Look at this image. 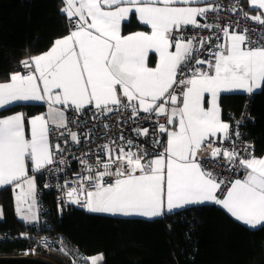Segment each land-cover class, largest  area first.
<instances>
[{"label":"snow or ice","instance_id":"snow-or-ice-1","mask_svg":"<svg viewBox=\"0 0 264 264\" xmlns=\"http://www.w3.org/2000/svg\"><path fill=\"white\" fill-rule=\"evenodd\" d=\"M63 3L61 12L72 28L69 34L57 38L48 51L22 60L24 74L12 73L8 82H0V107L19 101L48 105L46 113L32 117L23 112L0 117V186L19 189L15 195L17 215L26 222L37 220L36 183L34 176H29V164L38 172L66 162L55 159L56 152L63 149L59 144L53 149L49 124L67 129V108L82 113L92 105L100 117L121 109L130 111L133 119L141 112L164 116L166 122L158 123V131L167 135V141L163 151L152 158L143 149L133 151L131 139L125 142L127 150L113 148L111 143L101 145L108 158L101 161L98 156L95 170L81 159L92 174H77L78 179L72 182L77 186L66 193L68 201L93 213L150 219L188 205L214 202L245 225H264V157H255L250 145L243 148L248 153L244 158L235 146L216 147L211 140L218 133L224 140L232 136L230 124L221 118V94H252L264 87V0H247L251 8L261 10L256 16L244 12L240 0L230 9L261 25L255 40L249 35L255 30L230 32L231 25L221 28L201 23L198 17L206 19L207 13L221 10L219 4L205 0ZM200 4L204 6H193ZM133 16L148 31L123 34V25ZM189 27L218 29L225 43L216 44L214 52L209 48V59L196 58L193 54L212 37L186 38L183 33ZM150 53L157 56L155 66H149ZM133 131L137 136L148 135L147 128ZM67 135L79 143L76 132L68 129ZM153 143L159 145L160 141ZM205 160L209 165L223 160L230 170L242 169L243 176L221 179L204 166ZM218 191L224 192L223 198L217 196ZM21 238L29 237L22 233ZM80 259L84 264H100L103 254H81Z\"/></svg>","mask_w":264,"mask_h":264},{"label":"trees","instance_id":"trees-1","mask_svg":"<svg viewBox=\"0 0 264 264\" xmlns=\"http://www.w3.org/2000/svg\"><path fill=\"white\" fill-rule=\"evenodd\" d=\"M63 7V0H0V82L8 81L12 73L26 72L22 60L47 51L57 38L70 32ZM136 30L147 28L133 16L123 31ZM248 95H222L220 103L227 120L242 113ZM45 110L43 103H17L0 113L22 111L29 117ZM251 114L248 137L255 141L256 154L261 156L264 87L253 94ZM41 182L38 173V189ZM37 194L40 220L28 224L17 215L13 186L0 189V256L21 255L32 247L33 240L20 237L22 232H30L60 234L86 256L103 254L100 264H264V225L250 228L213 204L145 219L64 206L52 191ZM37 255L56 264H76L61 250L38 251Z\"/></svg>","mask_w":264,"mask_h":264},{"label":"built area","instance_id":"built-area-1","mask_svg":"<svg viewBox=\"0 0 264 264\" xmlns=\"http://www.w3.org/2000/svg\"><path fill=\"white\" fill-rule=\"evenodd\" d=\"M234 2L235 0H220L219 5L221 6V10L219 12L207 13V18L205 19L206 23L218 24L221 28L231 25L229 31L235 30L237 32H243L244 29L255 30L249 31V35L255 40L261 29V25L250 19L245 20L240 12L233 13L230 9ZM240 4L243 7V11L248 13L245 0H240ZM183 35L186 38L196 35L198 40L200 38L212 37L210 43L205 44L201 51L193 54L196 58L202 60L209 59L208 49L211 48L213 52L216 51L217 49L215 48V45L218 43L221 44L224 39L222 32L218 29H192L189 27L184 31ZM252 99L253 94L248 95L242 113L230 117L231 139L224 140L223 138H211L213 145L226 149H231L235 146L236 150L240 153V156L244 158H247L248 153H246L243 148L245 145H250L251 148L249 151L257 157L255 141L248 137L247 131V126L253 122L251 114ZM66 117L68 119L67 129H57L55 125H49L50 143L53 146V149L56 144H59L61 149H63L62 152H56L55 159H64L66 162L64 164L54 163L53 165L40 170L39 174L42 182L38 189L40 194L45 191L54 192L57 201L64 206H76L87 210L81 205L68 201L66 193L70 188L77 186L72 183L78 179L77 174H79V176L92 174L86 170V165L81 163V159L87 161V165L93 166V170H95L98 156L101 161L108 158L107 155L101 151V145L111 143L113 148L123 146L125 147V150H127L125 142L131 139L134 142L132 150L137 151L138 149H143L149 153L148 158L159 155L166 145L167 135L160 134L158 131V123H165L166 118L164 116L157 117L154 113L149 116V114L141 112L138 117L133 119L131 118L130 111L121 109L100 117L97 115L94 106L89 105L82 113L75 112L72 108H68L66 110ZM137 127L147 128L148 135L137 136L133 131V129ZM168 127L170 128V125H168ZM68 129L78 134V144L71 141L70 137L67 135ZM61 132H64L65 135L61 136ZM237 132L239 133L238 137L235 135ZM121 136L124 137L123 141L120 139ZM156 140L160 141L159 145L153 143ZM65 141H67V143H65ZM113 155H118V153L114 152ZM203 163L205 167H208L209 170L213 171L214 174L221 179L230 181L242 178L243 176L242 169L230 170L231 166L223 160H219L213 165H209L207 160L203 161ZM56 169L62 170L57 171ZM66 181L68 182L67 184L65 183ZM106 182H111V178H106ZM222 188H224V192H226L227 188L224 186H222ZM224 192L218 191V196L223 198ZM49 226L50 224L47 223L46 228H49ZM38 231H40L39 228ZM22 233L27 234L29 237L28 239L33 240V246L28 248L21 255H37L38 251L43 250H61L76 264H84V261L80 259L81 254L85 257H90L83 254L77 247L71 246L60 234Z\"/></svg>","mask_w":264,"mask_h":264},{"label":"crops","instance_id":"crops-1","mask_svg":"<svg viewBox=\"0 0 264 264\" xmlns=\"http://www.w3.org/2000/svg\"><path fill=\"white\" fill-rule=\"evenodd\" d=\"M205 3H215V4H220V0H205ZM245 4H246V10H247V12L249 13V15L250 16H256V15H258L259 14V12L261 11V10H258V9H254V8H251L249 5H248V3H247V0H245ZM193 6H204L203 4H200V5H193ZM198 20L201 22V23H206V20H205V18H200V17H198ZM72 29H70V31H71ZM122 31H123V29H122ZM136 31H148V29L147 30H136ZM132 32H135V31H132ZM231 32V31H230ZM237 32V31H236ZM129 33H131V32H129ZM129 33H125L124 31H123V34H129ZM69 34V33H68ZM67 34V35H68ZM225 40H226V38L224 37V39H223V41L221 42V44L222 43H225ZM51 48V47H50ZM49 48V49H50ZM48 49V50H49ZM47 50V51H48ZM46 52V51H45ZM44 53V52H43ZM40 54H42V53H40ZM39 55V54H38ZM150 60H151V63H150V65L149 66H155V62H156V60H157V56L156 55H153V54H151L150 53ZM25 73V72H24ZM24 73H22V74H24ZM9 81V80H8ZM8 81H5V82H8ZM262 89V87L260 88V89H256V90H254V92L252 93V94H254V93H256V92H258V91H260ZM224 94H248V93H246V92H243V91H233V92H228V93H222L221 94V96H220V100H221V97H222V95H224ZM250 95V94H249ZM17 103H43V104H45V106H46V110H45V112H43V113H46L47 112V110H48V105L45 103V102H43V101H28V102H24V101H19V102H13V103H11L10 105H7V106H4V107H0V112H1V110L3 109V108H6V107H8V106H11V105H13V104H17ZM57 107H60V106H57ZM220 107H221V110H222V112H221V118H222V120L224 121V122H227V123H229L230 124V122H229V120H227L226 118H225V116H224V113H223V109H222V106H221V103H220ZM68 109V108H67ZM66 109V110H67ZM66 110H65V114H66ZM17 112H22V111H17ZM14 113H16V112H14ZM14 113H12V114H14ZM43 113H41V114H43ZM12 114H9V115H12ZM9 115H1V113H0V117H6V116H9ZM36 115H38V114H36ZM32 116H35V115H31V116H29V117H32ZM27 117V116H26ZM49 125H51V123L49 124ZM54 125V124H53ZM170 128L171 129H173V130H175L174 129V127L172 126V125H170ZM27 134H29V131H28V126H27V123H26V135ZM213 138H215V139H220V138H223V134L222 133H218L217 134V136L216 137H213ZM215 146V145H214ZM217 147V146H216ZM261 157H264V155H261V156H257V158H261ZM38 173H39V171L38 172H34L33 170H32V168H31V165L29 164V176H34V178H35V183H36V209H35V211H36V214H37V220L36 221H34V222H26V223H28V224H36V223H38L39 222V220H40V215H39V202H38ZM7 186H13V188H14V193H15V195H16V193H18L19 192V189H15V186L14 185H7ZM4 187H6V186H0V189H2V188H4ZM217 196H218V192H217ZM219 197V196H218ZM203 204H213V205H216V206H218V207H220V208H222L223 209V207L221 206V205H217V204H215L214 202H207V203H203ZM203 204H197V205H203ZM15 205H16V201H15ZM189 206H196V205H188V206H186V207H184V208H187V207H189ZM0 207H2V206H0ZM184 208H180V209H175V210H173V212H171V213H174V212H177V211H180V210H182V209H184ZM225 210V209H224ZM226 211V210H225ZM227 212V211H226ZM171 213H166V214H171ZM101 214H105V213H101ZM165 214V215H166ZM229 214V213H228ZM106 215H111V214H106ZM164 215V216H165ZM230 215V214H229ZM111 216H121V217H140V218H145V217H141V216H137V215H133V216H123V215H111ZM231 216V215H230ZM157 218V217H156ZM145 219H150V218H145ZM151 219H154V218H151ZM235 219V218H234ZM236 220V219H235ZM242 223V222H241ZM244 224V223H243ZM246 226H248V225H246ZM259 226H261V225H257V226H255V227H251V226H248V227H250V228H257V227H259Z\"/></svg>","mask_w":264,"mask_h":264},{"label":"water","instance_id":"water-1","mask_svg":"<svg viewBox=\"0 0 264 264\" xmlns=\"http://www.w3.org/2000/svg\"><path fill=\"white\" fill-rule=\"evenodd\" d=\"M0 264H56L41 255L0 256Z\"/></svg>","mask_w":264,"mask_h":264},{"label":"rangeland","instance_id":"rangeland-1","mask_svg":"<svg viewBox=\"0 0 264 264\" xmlns=\"http://www.w3.org/2000/svg\"><path fill=\"white\" fill-rule=\"evenodd\" d=\"M0 209H2V207H0ZM3 210V209H2Z\"/></svg>","mask_w":264,"mask_h":264}]
</instances>
